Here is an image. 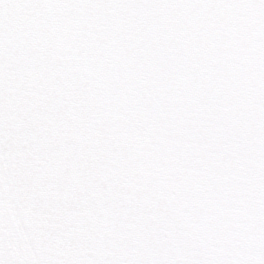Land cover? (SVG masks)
I'll use <instances>...</instances> for the list:
<instances>
[{
	"label": "snow or ice",
	"instance_id": "1",
	"mask_svg": "<svg viewBox=\"0 0 264 264\" xmlns=\"http://www.w3.org/2000/svg\"><path fill=\"white\" fill-rule=\"evenodd\" d=\"M0 264H264V0H0Z\"/></svg>",
	"mask_w": 264,
	"mask_h": 264
}]
</instances>
